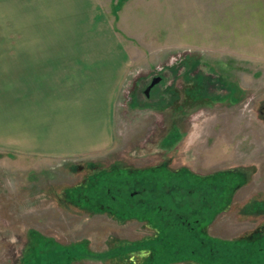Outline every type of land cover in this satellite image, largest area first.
Listing matches in <instances>:
<instances>
[{
    "label": "rangeland",
    "instance_id": "obj_1",
    "mask_svg": "<svg viewBox=\"0 0 264 264\" xmlns=\"http://www.w3.org/2000/svg\"><path fill=\"white\" fill-rule=\"evenodd\" d=\"M52 2L0 0V264H131L130 254L120 258L108 253L122 250L119 244L125 239L154 235L158 224L152 223L150 230L146 221L134 217L121 220L88 212L63 197V189L82 179L84 172L76 165L115 159L128 166L153 164L164 151L173 155L174 167L186 165L200 173L251 167L249 182L238 189L231 207L205 220L211 241L193 235L188 226L180 239L187 249L172 245L175 234L170 231L158 249L160 264H229L222 260L228 253L224 248L240 237L236 245L246 249L244 242L254 235L248 229L262 218L253 207L264 199V124L258 109L264 98V0ZM21 49L122 54L112 144L105 152L57 158L18 150L25 126L38 125L40 131L29 132L36 133L45 152L53 143L38 112L24 105L34 90L19 87ZM180 57L185 61L177 65ZM192 66L200 69L201 81L208 73L214 81L218 75L221 84H233L239 100L221 99L226 93L221 86L196 96L194 72L187 81L181 76ZM152 76L160 81L147 89ZM34 116L36 125L24 123ZM170 129L181 134L171 138L168 148ZM47 239L52 245L84 242L79 247L89 253L78 250L79 256L65 259L61 251L50 250Z\"/></svg>",
    "mask_w": 264,
    "mask_h": 264
},
{
    "label": "flooded vegetation",
    "instance_id": "obj_2",
    "mask_svg": "<svg viewBox=\"0 0 264 264\" xmlns=\"http://www.w3.org/2000/svg\"><path fill=\"white\" fill-rule=\"evenodd\" d=\"M185 58L180 57L177 65L183 63ZM199 70L196 66L185 67L182 72L183 75H181L187 81V75L194 72L196 96L202 98L205 94V88L214 89L221 86L226 89V93L222 95L221 99L231 97L239 100L240 94L238 90H235L233 84H228L225 81L221 84V82H218V75L214 81V77L208 73L204 76L205 79L203 78L205 81H201V71ZM160 78L152 76L147 89L152 88L156 84H152L153 81L159 79V82ZM215 94H217L215 97L220 99L218 92ZM206 95L208 96V94ZM206 95L204 97H207ZM258 109L259 116L264 124V98L261 100ZM178 132L175 129L167 131V136L170 135L166 139L168 148L171 147V138L176 134L180 136L181 133ZM164 153V157L153 164H130L128 166L122 159H115L110 163L88 162L84 165H76L75 169L84 172L82 173V179L77 184L63 189V197L68 198L71 204L77 203V205L86 208L88 212H105L111 217L121 220L134 217L146 221L150 230L154 229L152 223L158 224L154 235H146L136 240L129 241L125 239L121 241L119 248L122 250H119L114 256L121 258L125 254L127 256L130 254L128 259L131 264H159L161 254L157 247L158 242L160 241V235L169 233L168 231L181 233V228L189 226L191 232L195 235L200 236L207 233L206 226L208 224H204L205 220L210 217L214 219L221 211L228 210L238 189L249 182L251 167L238 165L200 173L186 165L174 167L173 155L166 151ZM160 180L165 189L162 196L159 195L156 186ZM110 183H114L115 190H113V186L108 187ZM200 201H206L205 205H199ZM257 202L256 207L250 206L257 208L259 216L262 218L251 229H248L247 232L254 235L247 237L248 241L244 242L246 247L250 243L254 246L253 253H259L263 249L261 244L264 245V199ZM164 203L167 204L169 211H162ZM172 211L175 212L173 217L171 216ZM188 216L191 217V221L187 220L184 224V219H189ZM161 224L166 225L162 230L159 228ZM241 240L238 237L235 241L228 243L227 247L224 248L228 253L225 252L223 258L219 256L217 258L228 260L229 264H233L231 260L234 259L238 264H250L252 260L248 257L245 258V249L236 245ZM74 244L79 246L84 243L76 242L62 246L69 247ZM84 250L88 249L84 248Z\"/></svg>",
    "mask_w": 264,
    "mask_h": 264
},
{
    "label": "crops",
    "instance_id": "obj_3",
    "mask_svg": "<svg viewBox=\"0 0 264 264\" xmlns=\"http://www.w3.org/2000/svg\"><path fill=\"white\" fill-rule=\"evenodd\" d=\"M121 55L105 49L18 50L19 87L34 90L24 105L38 112L34 113L53 142L50 152L37 145L36 133L29 132L40 131L34 116L24 121L36 126H25L18 150L57 158L105 152L112 144L116 75L123 72Z\"/></svg>",
    "mask_w": 264,
    "mask_h": 264
},
{
    "label": "trees",
    "instance_id": "obj_4",
    "mask_svg": "<svg viewBox=\"0 0 264 264\" xmlns=\"http://www.w3.org/2000/svg\"><path fill=\"white\" fill-rule=\"evenodd\" d=\"M109 186H113V190H115V186H114V183H110L109 185H108V187ZM156 186H157V188H158V192L160 193L159 195L160 196H162L164 193H165V189L163 188V185H162V182H161V180L159 181V183L158 184H156ZM115 192V191H114ZM81 204L83 205L84 203L83 202H81ZM83 206H85V205H83ZM88 209H90V208H88ZM179 226H181L180 224H178ZM166 225H164V224H161L160 226H159V228H160V230H162L164 227H165ZM185 229V228H184ZM181 230H182V228H181ZM191 231V230H190ZM174 233L173 234H175V235H172V245L173 246H175V244H179V245H177L178 247H183V248H185V249H187L188 248V243H186V242H183L182 240H180L181 239V237H183V235H182V232L180 233H178V231L177 232H175V231H173ZM193 233V232H192ZM193 235H195L194 233H193ZM161 237H160V243L158 242V249L163 245V247H164V245H165V238L167 239V236H165V234H162V235H160ZM196 236V235H195ZM200 236H202V239L204 238V237H206V240H209V241H211V239L209 238V236L207 235V233H203V235H200ZM193 237V236H192ZM176 239V240H175ZM168 240V239H167ZM44 242H46V243H48V245H52V241L51 240H49V239H47L46 241H44ZM50 243V244H49ZM84 243V242H83ZM198 243V247H202V242L201 243H199V242H197ZM190 244V243H189ZM82 245V244H81ZM159 245H160V247H159ZM80 246V245H79ZM79 246H76V244H74L73 246H69V247H72V248H69V247H65V246H62V245H59V244H57V243H53V245H52V247H53V249H50V250H52V251H61V255L66 259V256L67 257H70L71 255V257H76V256H79L80 255V252L79 251H82V250H84V249H81ZM254 246L250 243V245L247 247V249H245L244 250V256H245V258H250L251 260H252V262L250 263V264H264V247H262L263 249L261 250V251H259V253H253V248ZM69 248V249H68ZM79 250V251H78ZM257 252H258V250H256ZM85 254H87V253H89L88 252V250H84L83 251ZM119 251H114V252H111V253H108V254H111V255H114V254H116V253H118ZM102 257V256H101ZM159 264H160V262H158Z\"/></svg>",
    "mask_w": 264,
    "mask_h": 264
},
{
    "label": "water",
    "instance_id": "obj_5",
    "mask_svg": "<svg viewBox=\"0 0 264 264\" xmlns=\"http://www.w3.org/2000/svg\"><path fill=\"white\" fill-rule=\"evenodd\" d=\"M159 79H155L152 84H155L158 82Z\"/></svg>",
    "mask_w": 264,
    "mask_h": 264
}]
</instances>
